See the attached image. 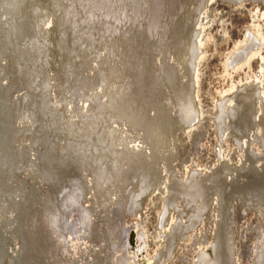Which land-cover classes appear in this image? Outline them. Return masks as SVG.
<instances>
[{
  "label": "bare ground",
  "instance_id": "obj_1",
  "mask_svg": "<svg viewBox=\"0 0 264 264\" xmlns=\"http://www.w3.org/2000/svg\"><path fill=\"white\" fill-rule=\"evenodd\" d=\"M202 2L0 0V123L5 121V126H0L11 132L13 123L12 131L19 138L10 145L0 141V264H27L31 254L48 256L52 264H99L92 242L97 221L112 227L110 239L104 241L113 249L111 264H134L121 243L123 223L152 200L158 214L156 225L161 227L172 217L168 231L159 235L163 247L154 264H170L171 254L197 229L200 219L205 225H200L201 236L208 237L206 230L210 231L212 250L199 247L194 264L241 263L246 250L240 249L239 225L247 214L261 220L253 199H264L260 88L264 73H249L237 85L236 93L212 105L211 111L196 108L194 87L201 75L198 56L204 40L197 20ZM262 2L248 27L252 34L246 39L248 45L255 44L259 59L264 51ZM49 6L53 11L43 32L46 35L45 29L51 25L52 36L32 39V49L28 43L18 45L16 36L24 18L34 30L38 20L42 24ZM36 8L39 17L34 14ZM62 10L64 14L58 17ZM204 10V15H213L209 4ZM259 23L260 30L255 29ZM37 38H42L40 32ZM245 46V42L239 44L235 53ZM250 54L242 55L248 64L253 59ZM73 55L77 56L69 67L66 64H72ZM23 62L26 68V62L33 68L30 79L21 72ZM11 66L15 75L9 78ZM12 80L22 83L20 89L31 86L34 90L12 97ZM47 81L49 89L43 85ZM55 89L59 94L50 96ZM13 99L25 103L10 123L13 104L9 100ZM80 102L87 104L85 108ZM54 120L60 124H53ZM208 123L213 124L218 139L219 151L214 155L221 156L223 162L211 159L204 170L197 164V169H188L194 146L208 130ZM57 125L63 126L62 130L50 129ZM20 145L22 151L26 148L23 154ZM15 147L17 160L11 153ZM14 162L18 180L8 175ZM181 168L189 170L185 176ZM6 175L11 180L1 184ZM34 181L41 189L30 186V202L18 196L9 198L10 193ZM50 185L57 193H50ZM46 200L54 206L59 202V207L57 213L52 210L49 214L46 205L43 217L48 226L41 230L36 225L34 204ZM257 205L264 208V202ZM76 206L81 234L74 237L76 242H70L61 220Z\"/></svg>",
  "mask_w": 264,
  "mask_h": 264
},
{
  "label": "rangeland",
  "instance_id": "obj_2",
  "mask_svg": "<svg viewBox=\"0 0 264 264\" xmlns=\"http://www.w3.org/2000/svg\"><path fill=\"white\" fill-rule=\"evenodd\" d=\"M261 3H263L262 0H203L200 6L201 9H199L201 16L197 18L199 30H203V32L199 31V33H201V38L204 39L202 41V54L198 56V62L201 64V75L198 79L197 86L194 87V93H196L195 106L201 112L204 110L211 111L212 105H218L227 99V97L232 96L233 92L236 93L237 85L247 79L249 73L254 71L264 73L262 64L264 51L262 55L258 51V54H260L259 59L255 44L248 45L246 43V39L249 40V35L252 34L248 30V27L253 25L255 12L259 11L258 9L262 6ZM208 4L213 8V11L211 10L213 15L210 16L204 15V5ZM49 23L47 22L46 26ZM259 25L260 23L255 29H259ZM244 42L246 44L245 48L247 49L244 48L234 56V52L237 50L239 44ZM246 51L247 54L251 52L250 58H253L250 64L245 62L247 59L242 58V55ZM252 76L255 75L252 74ZM262 82L260 85L261 100H263L264 104V75ZM54 93L55 91H53ZM209 125L208 130L203 129L204 132L194 146L190 160L188 161L190 166L188 164L189 167L186 165V168L188 167L189 169L197 164L196 166L200 165L202 170H204L203 168L206 166V162L212 161L211 159H219L218 162H223L221 161V156L218 158L214 155V152L218 153L219 151L218 139L215 137V129L212 127L213 124L211 123ZM216 149H218L217 152ZM196 166L194 169L198 168ZM188 169L183 171L184 169L181 168L180 173L185 176L189 171ZM253 200L256 203V206H253V208L259 209L257 213L260 214L261 212V220L257 216L251 217L250 214H247L244 216L242 224L239 225L241 226L238 237L240 249L246 250L245 255L242 257L243 259L241 258L242 264H264V208L257 205L258 202H264V199L254 198ZM153 201H151V204L144 206L145 208L142 212L139 211L128 216L123 223L121 243L123 246L125 245V252L133 260L134 264L155 263L156 256L163 247V241L159 235L167 232L172 222V217H168L163 221L161 227L156 225L158 214L155 208L152 207ZM76 208L77 206L71 209L66 214V217L61 220V225L64 228L67 239L69 241L71 240L70 242L75 241L76 238L74 237L81 234V219ZM201 221V219L198 220L196 223L197 229L190 232L183 242H181L176 254H171L169 258L170 264H174L175 260L177 264H194L193 259H195L199 247H206L208 250H212L209 244L211 241L208 239V237L212 238L209 235L210 231L208 229L206 230L208 237L201 236V231L199 230L200 225H204Z\"/></svg>",
  "mask_w": 264,
  "mask_h": 264
},
{
  "label": "water",
  "instance_id": "obj_3",
  "mask_svg": "<svg viewBox=\"0 0 264 264\" xmlns=\"http://www.w3.org/2000/svg\"><path fill=\"white\" fill-rule=\"evenodd\" d=\"M62 3V2H61ZM62 6H63V4H62ZM63 9H64V7H62ZM40 9H38V8H36L35 9V11H34V14L35 15H37V17H39V14H41L40 13V11H39ZM52 11H53V6H49V7H46V9L44 10V12H45V16H44V20H43V22H42V24H39V20L37 21V23L38 24H36V27L34 28V30H33V28H30L29 27V21L27 20V21H25V18H24V22H22V29H21V32L18 34V36H16V42L18 43V45H20V43H28V45L27 46H29V48H33L34 47V45L33 44H31L30 43V41L32 40V39H37L38 41L39 40H43V39H49L50 38V36H52V29H51V27H49L48 28V30H46L47 28H46V23H47V21H48V18H49V16L52 14ZM60 14H64V11L62 10V12H59V15H57L58 17L60 16ZM64 16V15H63ZM27 17V16H26ZM44 28H46L45 29V31H46V35L44 34ZM38 32H40L41 34H42V38H40V39H38L37 37H38ZM24 38V39H23ZM37 41V42H38ZM40 46V45H39ZM77 56V55H76ZM75 56V57H76ZM74 57V55L73 56H71L70 57V61H71V63L72 64H69L70 62H67V66H69V67H73V64H74V62H75V58ZM87 60H89L88 59V57L86 58ZM85 59V60H86ZM12 61H13V56H12ZM67 61H69V60H67ZM22 69H21V72H22V74H23V76H25V78H27V79H30L31 77H32V69L33 68H31L30 66V63L29 62H26V65L28 66L27 68L25 67V64H24V62L22 63ZM65 66V65H64ZM18 70H19V68H18ZM14 69H13V67L11 66V68L9 69V73H7V75H9V78L11 77H13L14 75H15V73H14ZM44 73H45V71H44ZM83 73V71L81 72V74ZM42 76V75H41ZM65 76H66V74H64V78H65ZM26 82H27V80H26ZM12 83H14L13 82V80H12ZM15 84V88H14V90H13V93L14 94H12L11 96L12 97H14V95H15V93L17 94V95H19V94H21V93H23V90H24V92H25V90H27L28 88H29V86L28 87H26V86H24L22 89H20L21 88V84L22 83H14ZM43 85H46V86H48V89L51 87L50 86V82L49 81H47V84H45V83H43ZM28 90H34L33 89V87H31L30 86V89H28ZM55 91V93L53 94V92H50V96H53V95H58L59 94V92L55 89L54 90ZM32 94H33V92H32ZM48 95H49V91H48ZM60 98V95L58 96V98L57 99H59ZM16 99V98H15ZM15 99H13V101L15 100ZM23 100H24V98H23ZM11 102L10 100H9V104H13V106H12V115H10V123H12L11 121H12V119H11V117H13V114L16 112V110H17V108H19L20 109V111L19 112H22L23 110V108H24V103H25V101L23 102L22 100H15L14 102ZM58 102H59V100L58 101H56V105L58 104ZM80 103H82V102H80ZM50 104L53 106L54 105V107H56L55 106V104L52 102L51 103V101H50ZM75 104V103H74ZM84 105V108H85V104H83ZM49 106V105H48ZM76 106V105H75ZM80 106V105H79ZM2 110H3V107H1L0 108V114H1V112H2ZM15 117H16V115H15ZM15 117L13 118V119H15ZM54 122H57V124H60V120H54L53 121V124H54ZM0 125H3V126H5V121L4 122H2V123H0ZM12 126H10L11 127V132H9L8 130H6V128H4V127H1L0 126V141L1 142H3V144L5 143V142H9V145L11 144V143H13V141H14V138L16 139V137H17V139L19 140V138H18V136H17V134L15 133V132H13L12 130V127L14 126L15 127V125L12 123L11 124ZM52 126V125H51ZM50 126V129H52V128H59V129H61L62 130V127L63 126H61V125H57V127H51ZM14 131H15V129H14ZM9 132V133H8ZM8 133V134H7ZM68 134H70V133H67V135ZM105 135H108V133L107 134H105ZM68 136H70V137H73V135H68ZM44 138H46V135H44ZM15 146V145H14ZM21 146V145H20ZM22 147L23 146H21L20 148H18L21 152H22V154H23V152L26 150V148H24V151H22L21 149H22ZM15 149H16V147L15 148H13V151H11L10 150V148L8 149V150H10L11 151V153H12V156L13 157H15V160H17V157H18V153H17V151H15ZM45 160V159H44ZM17 162V161H16ZM49 163H48V161L47 160H45V166L47 167V168H49ZM86 167V166H85ZM8 168H10V173H8V175H11L12 177L11 178H13V177H15L14 178V180L16 179V180H18L19 179V177L20 176H18V174L15 172V170L17 169L16 168V163L14 162V164L13 165H10ZM13 170V173H11V171ZM87 170V169H86ZM83 171V170H82ZM87 172H88V170H87ZM8 175H6V177H4L3 179H2V181H1V184H4V183H7L8 182V180H11L10 178H7L8 177ZM93 178H94V176H93ZM28 182H30V181H27V182H25V183H28ZM22 183H24V182H22ZM21 183V184H22ZM35 185L38 189H41V187L39 186V184L38 183H36L35 181L31 184V183H29V184H27V187L26 188H22V190L20 189V187H21V185L19 184V189L21 190V191H19V190H17L15 193H13V194H9V198L10 199H12L13 200V198H15L16 196H18V197H20V199L21 200H23V201H28V202H30V196H29V194H32V191L30 190V186L31 185ZM4 189H5V187H4ZM50 193H52L53 194V192L54 193H57L56 192V190L55 189H52V185H50ZM7 194L6 193H4V196L5 197H7L6 196ZM48 201H49V203H50V206H51V209L49 208V204H48ZM11 204H12V202H11ZM46 205H47V208H48V211H50V213L49 214H51V211L52 210H54L55 211V213H57L58 212V207H59V202L57 203V204H55V206L52 204V201L51 200H46V203L45 204H43V201H42V203L39 205V206H36V204H34V214L36 215V225L37 226H39L40 228H41V230H43L42 228L43 227H47L48 226V222L46 221V219H45V217H43V212H44V209H45V207H46ZM29 206H30V204H29ZM39 208L38 209V211H40L41 213L39 214V213H37V211H36V208ZM125 209V208H124ZM59 225V224H58ZM97 225V226H96ZM95 226H96V231H94V234H93V237H92V242H93V247H94V249H95V253H96V255L99 257V264H111V261H110V256H111V252H112V250L113 249H111L110 248V246L107 244V243H105L104 241L106 240V238H108V239H110V234H109V231H111V229H112V227H110L109 228V226L108 227H104L103 225H99V223H98V221L96 222V224H95ZM94 226V227H95ZM50 228H53V230L55 231V233H56V230L54 229V225H53V222H51L50 223ZM59 232V231H58ZM107 234H108V237H107ZM50 237H52L51 236V234L49 233V236H48V238L50 239ZM48 239V240H49ZM86 240V239H85ZM105 243V244H104ZM49 244H51V242H49ZM34 249H35V251L37 250V247L35 248L34 247ZM42 250H46V249H42ZM50 254V253H49ZM48 255V254H47ZM78 256V255H77ZM29 259H31L30 261L32 262V264H40V263H44V264H52V263H50V262H48V256H47V258H42V257H40L38 254H31L30 256H27ZM68 258L73 262V260H75L73 257L72 258H70L69 256H68ZM23 260L25 261L26 260V256H24L23 257ZM78 260V259H77ZM76 260V261H77ZM31 262H28L27 264H29V263H31Z\"/></svg>",
  "mask_w": 264,
  "mask_h": 264
},
{
  "label": "flooded vegetation",
  "instance_id": "obj_4",
  "mask_svg": "<svg viewBox=\"0 0 264 264\" xmlns=\"http://www.w3.org/2000/svg\"><path fill=\"white\" fill-rule=\"evenodd\" d=\"M234 54H235L234 56H236V54H238V52H236V53L234 52ZM236 58H237V57H236Z\"/></svg>",
  "mask_w": 264,
  "mask_h": 264
}]
</instances>
